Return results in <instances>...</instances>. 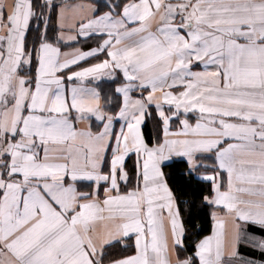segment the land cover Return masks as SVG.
Instances as JSON below:
<instances>
[{"label":"snow or ice","instance_id":"6c2138e0","mask_svg":"<svg viewBox=\"0 0 264 264\" xmlns=\"http://www.w3.org/2000/svg\"><path fill=\"white\" fill-rule=\"evenodd\" d=\"M0 264H264V0H0Z\"/></svg>","mask_w":264,"mask_h":264},{"label":"trees","instance_id":"16d2710c","mask_svg":"<svg viewBox=\"0 0 264 264\" xmlns=\"http://www.w3.org/2000/svg\"><path fill=\"white\" fill-rule=\"evenodd\" d=\"M194 223L203 225L205 226V228H207V216L206 215L202 216L201 219L194 221Z\"/></svg>","mask_w":264,"mask_h":264},{"label":"crops","instance_id":"0c3cea01","mask_svg":"<svg viewBox=\"0 0 264 264\" xmlns=\"http://www.w3.org/2000/svg\"><path fill=\"white\" fill-rule=\"evenodd\" d=\"M9 2H11V0H9ZM241 254H242V255H247V253L244 252L243 250H242Z\"/></svg>","mask_w":264,"mask_h":264}]
</instances>
